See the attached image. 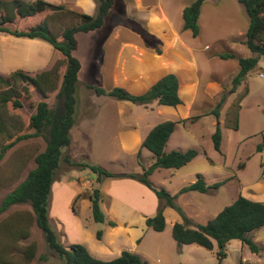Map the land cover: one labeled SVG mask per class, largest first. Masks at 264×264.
<instances>
[{
  "label": "rangeland",
  "instance_id": "374dc122",
  "mask_svg": "<svg viewBox=\"0 0 264 264\" xmlns=\"http://www.w3.org/2000/svg\"><path fill=\"white\" fill-rule=\"evenodd\" d=\"M47 1L65 4L69 9L82 12H86L85 8L89 9L80 4L81 0ZM96 10L97 2L94 12L86 13L95 14ZM49 13L51 11L43 16ZM39 17L41 16L17 18L8 27L12 30H24L37 23ZM146 25H149L148 29L143 28L149 34L157 35L149 21ZM101 35L102 32L79 35L80 45L76 55L84 64L78 82L75 112L79 121L71 129L70 145L63 150L77 165L69 164L63 157L52 185L49 203L50 222L60 240L65 245L83 243L92 255L102 260H111L128 250L141 255L149 264H264V226L248 234L260 247L259 252H252L247 244L234 239L227 244L223 259L218 256L217 242L213 249H207L198 244H179L172 236L175 222L187 221L193 227L204 224L226 205L234 202L240 194L264 201V151L258 150V146L264 147V56L236 87L227 82L230 77L227 80L213 78V75L205 78L203 68H208V64L200 61L201 85L192 111L200 114L191 116L184 123H178L165 148L166 151L196 149L199 153L181 168H159L150 175L156 188H165L176 195L177 207H166V227L163 231H157L146 224L145 217L149 214L145 215L143 211L152 210L150 216H154L159 207V198L157 197L156 210L153 213L154 206L150 204L153 200L142 187L137 186L147 185L128 176L130 173L142 174L156 160V155L142 147L139 155L140 151H132V144L123 148V139L119 132L127 130L134 121H139L144 131L145 125L175 120L176 116L166 112L157 113V107H154V112L152 109L146 112V105L95 93L90 84L113 88L110 71L115 63V50L110 59L109 52L104 62L105 55L100 54V39L98 43L95 41V47L90 46V39L100 38ZM157 44L160 41L155 42ZM220 50L229 51L227 48ZM229 52L241 57L239 53ZM63 59L62 53L46 40L0 32V75L5 78L18 69L36 75L56 64H59V73L63 74L66 67ZM102 59L106 67L108 65L104 77L100 74ZM212 63L218 68L219 62ZM209 81L214 82L212 88L207 87ZM59 85L57 83L54 90H50L54 85L49 88L44 86L47 90L44 93L26 85L21 79L11 81L10 84H0V93L16 91L15 94L22 102L16 108L12 102L3 103L0 94V121L5 123V128H0V206L6 195L36 166V155L45 149L47 140L45 136L23 138L1 156L2 147L17 135L32 131L29 127L30 117L41 100L47 101L50 107H55ZM217 106L219 120L215 113H211ZM192 117L198 118L197 122H193ZM236 119L237 127L234 126ZM218 126L222 132L220 151L216 150L212 139ZM92 165L112 172L113 176L100 177L92 169ZM198 174H202L208 184L223 180L225 182L219 188L206 193L194 190L181 192V189L198 179ZM86 180L94 185L81 183ZM95 188H99L102 193L100 208L106 215L103 222L94 218L92 210L90 194ZM17 213L26 216H22L23 219L17 223L19 226L27 222L26 218L30 219L26 224L29 236L15 240L0 228V249L6 250L8 247L5 256L8 264H65L49 248L43 231L34 220L29 203L14 204L3 211L0 214V225L7 220L15 221ZM109 220L116 222L114 231L108 224ZM99 230L104 232L101 239L97 237ZM33 242L36 243V256L27 259L24 250Z\"/></svg>",
  "mask_w": 264,
  "mask_h": 264
},
{
  "label": "trees",
  "instance_id": "16d2710c",
  "mask_svg": "<svg viewBox=\"0 0 264 264\" xmlns=\"http://www.w3.org/2000/svg\"><path fill=\"white\" fill-rule=\"evenodd\" d=\"M205 0H195L186 6L183 11V29H189L194 36L200 32L199 16L201 7ZM245 8L250 19V25L246 32L245 43L252 51L249 57H238L235 53H220L221 58L238 57L240 71L233 77L232 86L236 87L246 79L249 70L254 67L264 56V0H238ZM97 11L95 14H88L75 9H69L65 4H54L47 0H0V32H9L17 37L41 38L48 41L53 47L62 53L63 63L66 67L63 74L59 73V64L49 70L42 71L36 75H31L25 70L18 69L8 78L0 75V84H10L11 81L21 79L26 85H30L37 91L47 92L44 86L51 85L54 90L59 85L56 94L57 104L50 107L48 102L41 100L36 107V111L30 117V132L20 134L12 141L2 147L1 156L6 150L13 146L18 140L27 137L45 136L47 145L43 151L36 155V166L31 169L27 177L18 184L4 198L0 206V214L14 204L29 203L34 214V220L45 236L49 248L54 251L65 264H149L141 255L124 250L119 256L111 260H102L95 257L83 243H72L65 245L59 238L58 233L50 222L49 203L52 192V185L56 178V173L64 159L71 165H77L69 155L64 154V148L71 143V129L76 123V104L78 82L83 69V61L76 55L79 49L80 33L92 34L106 25L108 18L114 10L116 0H96ZM47 11L51 13L43 16ZM40 15L39 21L30 25L24 30H12L8 24L17 18L25 19ZM66 17V18H64ZM68 20L67 22H65ZM57 27L55 28V26ZM59 28V30H58ZM157 38L153 34L144 36L146 47L161 52L162 48L155 45ZM179 77L175 73H168L154 83L145 93L134 94L124 87L115 86L107 89L90 84L95 93L101 95L114 96L120 100H128L148 106L157 101L159 105L178 106L183 103L179 93ZM16 91L1 92L3 103L12 102L17 108L21 106L20 97ZM244 94H242V97ZM219 106L211 111L220 118ZM193 120L195 117H192ZM238 118V117H236ZM191 117L177 120H166L156 124L146 135L142 142V148H146L156 155V160L145 168L142 174L130 173L128 176L137 178L138 181L155 191L159 198V207L154 216L146 218V224L157 231H163L167 221L164 215L166 207H177L175 203L176 195L171 194L165 188H156L150 179V175L159 168H181L191 162L197 155L198 150L188 149L186 151L171 150L166 151L170 137L178 123H184ZM4 122L0 121V128L3 130ZM238 119L234 126L237 127ZM214 147L221 150L222 132L220 126L212 134ZM263 146H258V150H263ZM141 154V151L138 153ZM92 169L98 175L111 177L112 172L92 165ZM225 180L208 184L202 174H198V179L181 189V192L194 190L206 193L211 189H217ZM80 194L77 196V198ZM92 199V210L97 221H105L106 215L100 208L102 193L99 188H95L90 194ZM21 213L15 215V221L7 220L0 225L2 230L12 238L21 239L29 236L28 222L21 226L17 223L23 219ZM108 224L116 226V222L109 220ZM18 225V227L16 226ZM264 226V201L253 200L244 195L229 205H226L214 218L196 227L190 226L188 222H175L172 228V236L179 244H198L207 249H213L215 242L219 246L218 256L223 259L226 256L225 248L234 239H239L247 244L252 252H259L260 247L248 236ZM103 231L97 232V237L102 238ZM8 247L0 249V264H8L5 256ZM36 243H30L24 250L27 259L36 256ZM45 258V256H42Z\"/></svg>",
  "mask_w": 264,
  "mask_h": 264
},
{
  "label": "crops",
  "instance_id": "0c3cea01",
  "mask_svg": "<svg viewBox=\"0 0 264 264\" xmlns=\"http://www.w3.org/2000/svg\"><path fill=\"white\" fill-rule=\"evenodd\" d=\"M194 1L116 0L114 10L108 18L110 21L107 20L106 25L94 33L102 32V35L100 38L90 39V46L94 47L100 39L102 46L100 54L105 55L104 62L109 52L110 59L115 50V63L110 71L112 87L120 86L134 94H142L168 73H175L179 77V93L183 103L174 107L159 105L157 101H154L148 107L144 105L147 108L146 112L151 111L150 109L154 112V107H157V113H171L176 116L175 120L198 116L200 113L196 114L192 111L201 85L200 61L208 64V68L203 65L205 78L208 79L213 75V78L227 80L230 77L227 82L231 84L233 77L240 71L239 60L235 57L221 58L218 54L234 51L241 57L253 55L248 46L243 43L250 19L238 0H205L198 20L200 32L197 36H194L191 30L183 29V11ZM80 4L89 7V9L85 8L88 13H93L96 9L94 0H81ZM148 21L157 33L153 35L157 38L156 42L160 41V44L156 46L162 48L161 52L146 47L144 43V36L150 33L143 28L148 29L149 25H146ZM226 48L229 51L220 50ZM101 61L103 66H101L100 74L104 77L108 65L106 67L103 59ZM214 61L219 62L218 68H215L216 64L212 63ZM212 84L214 85V82L209 81L207 87L212 88ZM214 89L217 90L215 86ZM195 120L197 122L198 118H194L193 122ZM154 126L145 125L143 131L141 123L134 121L129 128H126L127 130L119 132L123 139V148L132 144V151L139 152L144 138ZM81 183L94 185L88 180ZM137 186L142 187L150 195L153 200L150 204L154 206V213L157 195L147 186L140 184ZM151 211L143 212L150 216ZM78 224L81 227L80 220ZM111 227L114 231L115 226Z\"/></svg>",
  "mask_w": 264,
  "mask_h": 264
},
{
  "label": "built area",
  "instance_id": "2783aa9c",
  "mask_svg": "<svg viewBox=\"0 0 264 264\" xmlns=\"http://www.w3.org/2000/svg\"><path fill=\"white\" fill-rule=\"evenodd\" d=\"M263 76V74H261Z\"/></svg>",
  "mask_w": 264,
  "mask_h": 264
}]
</instances>
